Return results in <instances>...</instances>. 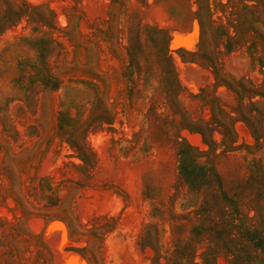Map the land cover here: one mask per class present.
Returning <instances> with one entry per match:
<instances>
[{
  "label": "rangeland",
  "instance_id": "obj_1",
  "mask_svg": "<svg viewBox=\"0 0 264 264\" xmlns=\"http://www.w3.org/2000/svg\"><path fill=\"white\" fill-rule=\"evenodd\" d=\"M0 264H264V0H0Z\"/></svg>",
  "mask_w": 264,
  "mask_h": 264
}]
</instances>
